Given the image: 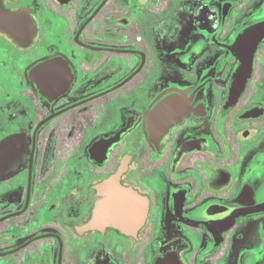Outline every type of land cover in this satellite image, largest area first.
Segmentation results:
<instances>
[{
  "label": "flooded vegetation",
  "instance_id": "flooded-vegetation-1",
  "mask_svg": "<svg viewBox=\"0 0 264 264\" xmlns=\"http://www.w3.org/2000/svg\"><path fill=\"white\" fill-rule=\"evenodd\" d=\"M262 22L264 0H0V264H264V38L232 88ZM106 182L139 225H94Z\"/></svg>",
  "mask_w": 264,
  "mask_h": 264
},
{
  "label": "water",
  "instance_id": "water-1",
  "mask_svg": "<svg viewBox=\"0 0 264 264\" xmlns=\"http://www.w3.org/2000/svg\"><path fill=\"white\" fill-rule=\"evenodd\" d=\"M264 38V22L244 32L235 48L241 59L232 88H239L251 70L253 54ZM102 197L95 212L94 225H113L124 230L125 225L130 227L139 225L145 217L144 205L140 197L132 191H126L117 185L106 182L101 187ZM125 216L128 221H125ZM101 224V225H100Z\"/></svg>",
  "mask_w": 264,
  "mask_h": 264
}]
</instances>
